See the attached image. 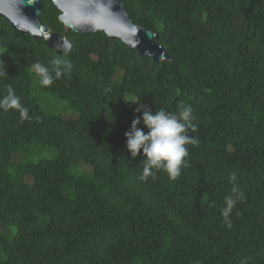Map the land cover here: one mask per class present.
<instances>
[{
    "label": "trees",
    "instance_id": "trees-1",
    "mask_svg": "<svg viewBox=\"0 0 264 264\" xmlns=\"http://www.w3.org/2000/svg\"><path fill=\"white\" fill-rule=\"evenodd\" d=\"M121 2L135 25L157 33L169 61L100 31L67 30L47 0L39 19L71 52L0 17V264H264V0ZM34 91L76 114L47 112ZM13 93L26 113L10 105ZM126 93L150 112L194 109L189 136L199 146L187 145L179 177L139 179L142 150L133 159L125 133L143 112ZM29 145L54 156L13 168ZM234 186L245 195L229 227L222 209Z\"/></svg>",
    "mask_w": 264,
    "mask_h": 264
},
{
    "label": "water",
    "instance_id": "water-1",
    "mask_svg": "<svg viewBox=\"0 0 264 264\" xmlns=\"http://www.w3.org/2000/svg\"><path fill=\"white\" fill-rule=\"evenodd\" d=\"M59 11L58 21L67 30L78 34L103 32L107 37L118 38L125 46L154 63L170 60L169 54L158 41L155 31L135 25L121 0H47ZM41 0H0V17L16 31L30 35L57 54L71 52L72 46L64 34L52 32L42 24L39 14ZM128 102L134 95L126 93ZM144 111H151V104H142ZM189 136V133H187Z\"/></svg>",
    "mask_w": 264,
    "mask_h": 264
},
{
    "label": "clouds",
    "instance_id": "clouds-1",
    "mask_svg": "<svg viewBox=\"0 0 264 264\" xmlns=\"http://www.w3.org/2000/svg\"><path fill=\"white\" fill-rule=\"evenodd\" d=\"M39 67V66H38ZM42 72L47 69L41 68ZM44 84H50L52 78L45 76L42 80ZM109 91V90H106ZM9 92L12 90L9 88ZM136 102L135 100L133 101ZM10 105L21 108L24 113L26 108L20 103V98L13 93ZM136 112H143L142 118L133 119L130 129L125 133L126 150L135 159L138 154H143V170L140 180H147L149 177L156 179V172L163 171L171 179L181 175L182 169L189 167L188 157L190 155L187 145L199 146V140L195 136H188L187 133H194L198 130L195 123L194 109L190 104L181 102L177 106V111L170 112L165 108H160L155 112L144 111L141 104H137ZM147 129L145 132L138 127L141 124ZM235 174L230 176V180H235ZM244 193L234 186L232 194L225 197L226 207L222 209L228 226L231 222L227 220L232 208L238 199L244 198Z\"/></svg>",
    "mask_w": 264,
    "mask_h": 264
},
{
    "label": "rangeland",
    "instance_id": "rangeland-1",
    "mask_svg": "<svg viewBox=\"0 0 264 264\" xmlns=\"http://www.w3.org/2000/svg\"><path fill=\"white\" fill-rule=\"evenodd\" d=\"M1 50L2 46H0V51ZM32 70L34 71L33 67L31 71ZM33 94L36 96L40 106L47 112L64 113V115L66 116H74L76 114V110L73 107H70L66 101H62L57 97L48 93H44L42 91H34ZM54 153V150H51L48 147L43 148L42 146L29 145L27 147H24V150L17 153V155H14L12 167H16L18 163L25 159H34L39 156L52 157L54 156ZM80 170L89 171L90 166L83 163L80 166ZM4 258L5 255L0 247V259Z\"/></svg>",
    "mask_w": 264,
    "mask_h": 264
}]
</instances>
